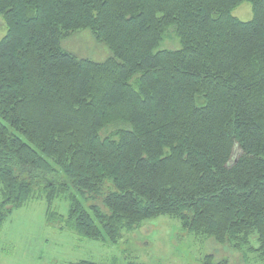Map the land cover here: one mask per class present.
Listing matches in <instances>:
<instances>
[{"label": "trees", "instance_id": "obj_1", "mask_svg": "<svg viewBox=\"0 0 264 264\" xmlns=\"http://www.w3.org/2000/svg\"><path fill=\"white\" fill-rule=\"evenodd\" d=\"M0 16V230L36 200L112 245L168 216L264 264V0H0ZM82 30L107 60L62 48Z\"/></svg>", "mask_w": 264, "mask_h": 264}, {"label": "rangeland", "instance_id": "obj_2", "mask_svg": "<svg viewBox=\"0 0 264 264\" xmlns=\"http://www.w3.org/2000/svg\"><path fill=\"white\" fill-rule=\"evenodd\" d=\"M241 22L252 19L249 3L232 11ZM6 27L0 16V40ZM63 49L78 59L103 62L110 57L106 45L97 42L91 32L82 30L70 34L61 42ZM172 30L159 50L176 49ZM54 211L66 216L68 205L56 201ZM45 202L36 200L15 210L0 230V264H68L89 261L96 264H199L205 255L229 264H244V258L227 246L201 237H191L180 230L178 222L168 216L142 222L139 229L122 234L119 243L91 241L74 233L60 231L45 221ZM255 242V239H252ZM255 245V243H254ZM256 247V246H255ZM256 255H247L245 264H263Z\"/></svg>", "mask_w": 264, "mask_h": 264}]
</instances>
